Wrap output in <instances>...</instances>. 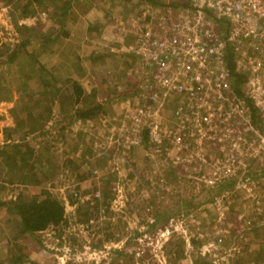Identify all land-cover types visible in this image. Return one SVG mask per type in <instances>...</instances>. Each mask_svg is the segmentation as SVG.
<instances>
[{"label":"rangeland","instance_id":"obj_1","mask_svg":"<svg viewBox=\"0 0 264 264\" xmlns=\"http://www.w3.org/2000/svg\"><path fill=\"white\" fill-rule=\"evenodd\" d=\"M179 2L139 0L137 29L153 23L149 9L155 13ZM2 14L0 24L13 34ZM140 39L133 49L132 75L140 91L135 97L152 105L143 89L145 55L139 52L146 38ZM187 102L168 98L160 124L167 131L175 125L178 132H159L155 141L146 132L156 119L147 117L138 130L134 104L87 137L101 156L91 168L90 190L72 195L94 209L66 211L59 225L27 233L21 243L34 248L27 264H264V129L255 128L251 110L201 126L191 112L195 104ZM136 137L139 146L132 144ZM97 191L102 194L94 199Z\"/></svg>","mask_w":264,"mask_h":264},{"label":"crops","instance_id":"obj_2","mask_svg":"<svg viewBox=\"0 0 264 264\" xmlns=\"http://www.w3.org/2000/svg\"><path fill=\"white\" fill-rule=\"evenodd\" d=\"M138 2L32 1L38 15L22 26L29 29L19 28L25 19L19 8L3 12L14 31L0 24V202L43 199L47 191L65 214L93 211L72 191L90 190L101 156L87 137L141 99L132 75L142 37ZM19 223L12 208L0 205V258L14 252L7 239L19 234ZM26 251L33 256L34 248Z\"/></svg>","mask_w":264,"mask_h":264},{"label":"built area","instance_id":"obj_3","mask_svg":"<svg viewBox=\"0 0 264 264\" xmlns=\"http://www.w3.org/2000/svg\"><path fill=\"white\" fill-rule=\"evenodd\" d=\"M6 11L8 6L3 5L0 12ZM146 15L153 23H144L138 30L139 36L146 38L139 52L145 55L148 74L145 73L143 89L152 105H145L148 103L141 99L137 102L138 130L147 117L153 116L156 120L153 125L149 123L151 140H157L162 131L178 132L175 125L167 131L160 124L170 97H183L188 104H195L191 112L201 126L211 124L213 118L232 120L239 114L248 115L247 97L264 119V0H180L177 5L159 8L155 13L149 9ZM36 20L37 17L25 18L20 23L30 26ZM229 46L235 51L236 73L243 77L238 84L243 95L233 84L234 75L227 59ZM179 109L183 107L174 112L173 122L177 125ZM177 141H184L180 134ZM140 143L136 137L132 144ZM95 173L99 174L97 177L101 174L99 170ZM101 194L97 191L94 199Z\"/></svg>","mask_w":264,"mask_h":264},{"label":"trees","instance_id":"obj_4","mask_svg":"<svg viewBox=\"0 0 264 264\" xmlns=\"http://www.w3.org/2000/svg\"><path fill=\"white\" fill-rule=\"evenodd\" d=\"M32 1L40 2L41 0H3V5H7L8 7L11 6L13 9L19 8L22 12L24 18H31L36 15L30 6L32 5ZM0 4V9L3 6ZM13 9V10H14ZM24 24L19 26L20 29H29L23 28ZM2 52V45H1V37H0V54ZM235 51L234 48L229 46L227 52V59L229 62V66L232 69L234 78L233 84L235 88L238 90L240 95H243L242 89L238 86L239 81L242 80V75L236 73V64H235ZM3 85L0 83V91ZM247 102L250 105L251 114L253 117L254 125L259 129H264V124L261 122L259 118V113L256 106L251 102V100L247 97ZM149 130L146 132V137L148 138ZM256 172H253L255 174ZM46 192V196L43 199L39 197L33 196L32 198H27L26 196H22L18 198L16 201L11 203L7 202H0V205L7 206L12 208L15 213L20 216V223L18 224L20 232L19 234L14 235V237H8L7 239V246H11L10 250H14L12 255L7 253L2 258H0V264H27L31 261L29 251H26L28 247L21 243V238L27 240V233H35L44 229H47L50 225H59L63 222L65 218V206L64 204L51 195L49 192ZM95 204H92V208ZM94 209V208H93ZM87 211V210H86ZM26 243V242H25ZM9 246V247H10ZM5 248V246H4ZM32 263H34L32 261Z\"/></svg>","mask_w":264,"mask_h":264}]
</instances>
